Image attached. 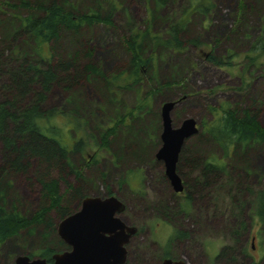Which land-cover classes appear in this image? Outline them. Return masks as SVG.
<instances>
[{
	"label": "rangeland",
	"instance_id": "rangeland-1",
	"mask_svg": "<svg viewBox=\"0 0 264 264\" xmlns=\"http://www.w3.org/2000/svg\"><path fill=\"white\" fill-rule=\"evenodd\" d=\"M67 1L76 10L86 12L90 7V0ZM214 1L215 8L211 14L206 17L197 14L192 16L184 34L186 40L198 39V48L190 46L182 53L157 51V75L153 80L145 82L139 95L142 97L148 90H156L151 99L150 111L141 119L136 118L134 123L127 119L125 126L128 128L110 138L108 151L90 140L87 141L84 158L78 154L73 158L74 163L82 169L80 185L83 198L106 197L105 193L110 189L112 196H118L126 206L120 215L122 221L138 229V235L131 239L127 247L128 264H158L165 253H168L167 257L183 260L186 264H251L250 259L257 264H264V222L249 220L243 238L235 242L230 234L224 233L229 230H223L229 222L224 218L231 219L227 211L231 210L230 200L226 195H221L223 202L218 203L220 212H223L221 216L214 217L213 209L204 207V203H195L188 214L179 213L181 198L178 199L179 194L168 186L161 165L155 160L161 145L160 111L165 102H177L171 112L175 127L185 118H192L198 123L199 132L188 140V146L200 147L206 155L220 154L212 143L198 147L194 141L201 133L200 123L212 118L210 108L217 109L227 103L234 108L246 107L254 102L257 109L261 110L260 122L264 126V53L252 48V43L264 36V0ZM241 3L246 6L243 10L240 8ZM186 4L187 0H168L165 7L155 10L153 0H106L102 9L104 13L115 5L113 26L97 24L85 30L86 41L89 39L94 48L95 63L101 62L106 74L127 65L129 56L123 37L131 35L130 26L134 25L135 29L144 31L152 16L153 32L162 34L170 23L168 20L179 17ZM14 14L22 16L20 10L0 9V103L5 101L2 96L5 77L15 74L13 69L24 61L21 54L22 38L17 35L20 22ZM228 52H233V67L219 68L207 61L206 57L211 53L221 58ZM250 58L256 61L251 63ZM25 59L24 64L35 65V61L31 63L28 58ZM165 83L169 85L158 87V84ZM75 91L76 94H68L55 87L43 104L44 110L57 108L64 112L45 121L46 124L42 126L45 129H58L62 138L72 145L71 150L74 144L70 132L75 129L80 131L76 126L80 120L87 121L84 125L88 129L87 134L93 133L98 137L97 127L107 126L110 119L122 112L126 105L134 106L138 97L132 90L111 93L101 81L86 83ZM70 95L73 98L70 99ZM251 152L253 160L250 167L246 168L251 177L245 180V185L256 186V190H261L264 187V143L254 146ZM225 176L219 178V182L224 181L227 178ZM123 177L135 192L140 188L142 194H132L125 183L119 186ZM68 182L73 184L76 180L69 177ZM61 190H65L63 186ZM14 192L16 199L20 198L28 204L22 211L29 215L31 211L28 207L38 201V188L31 190L22 180H16ZM157 204L173 208L170 220L154 214ZM246 214L244 217L249 219V206L246 207ZM182 220L184 225H181ZM175 223L188 231L190 236L188 239H178L168 249L167 243L172 237ZM252 237H255L254 249ZM37 240V232L27 236L24 231L8 239L0 246V264H14L15 258L23 255L21 253L33 252ZM223 247L230 250L225 253L226 259L221 261L219 257L216 258Z\"/></svg>",
	"mask_w": 264,
	"mask_h": 264
},
{
	"label": "trees",
	"instance_id": "trees-1",
	"mask_svg": "<svg viewBox=\"0 0 264 264\" xmlns=\"http://www.w3.org/2000/svg\"><path fill=\"white\" fill-rule=\"evenodd\" d=\"M105 1L90 0V7L86 12L76 10L67 0H14L16 3L0 1L1 10L21 11L22 16L14 15L20 22L17 35L22 38L21 54L22 59L24 58L13 69L16 73L8 72L10 77H5L2 95L5 101L0 103V246L23 231L27 236L37 232L38 246L31 253L25 251L21 254L30 258L39 257L49 263H52L54 253L68 250L56 235V227L61 220L79 209L84 196L80 185L82 169L74 163V156L78 154L84 158L83 153L90 140L108 151L110 138L128 128L125 126L127 119L134 123L136 118L141 119V116L150 111L151 99L156 90H148L142 97L139 95L145 82L153 80L157 75V51L160 49L182 53L190 46L198 48L199 40H186L184 34L192 16H209L215 8L214 0H187L181 15L176 19L171 17L162 34L153 32L152 16L144 31L135 29L134 25L130 26L131 35L123 37L129 63L116 72L106 74L102 63H95L94 48L89 39L86 41L85 38L87 28L97 24L113 26L115 5L104 13ZM167 2L168 0H153L154 9H162ZM240 8L243 10L246 6L241 3ZM252 48L263 54L264 36L256 39ZM25 58L31 63L35 61V65L24 64ZM206 58L219 68L233 67L235 62L233 52H228L221 58L211 53ZM250 59L251 63L256 60L258 62L259 55L256 60ZM97 81H101L111 93L135 91L138 94L136 103L132 107L126 105L122 112L110 119L107 126H98V137L93 133L87 134L88 129L84 126L87 121L80 120L79 123L82 124L78 123L76 126L81 132L76 129L70 132L71 142L74 144L71 150L72 145L62 138L58 129H45L42 126L46 124L45 121L64 112L57 108L44 110L43 104L55 87L65 93L76 94L75 90H80L86 83L95 84ZM167 85L169 83L158 84V87L164 88ZM29 95L30 98L27 99ZM71 98L73 96L70 95ZM209 112L211 120L200 123L201 133L194 141L198 147L210 142L220 154L206 155V152L201 151L202 148H190L188 141L185 143L177 163V173L184 187V191L177 195L180 196L178 199L181 198L179 213L188 214L195 203H204V207L213 209L214 217L221 216L223 212H220L218 203L223 202L222 196L226 195L230 200L231 210L227 211L231 219L224 218L229 222L224 225L223 230H229L224 233L230 234L235 242H239L248 230L249 220L264 222V187L256 190V186L245 185V180L251 177L246 169L253 160L251 151L254 146L264 143L261 110L251 102L246 107L238 108L227 103L217 109L210 108ZM224 176L228 179L219 182L218 179ZM69 177H74L76 183L70 184ZM164 179L166 180L165 177ZM16 180H22L31 190L36 187L39 190L38 201L28 207L31 211L29 215L22 211L28 204L20 198L16 199L14 194ZM124 183L127 184L123 177L119 186ZM62 186L64 191L61 190ZM128 187L132 194H142L140 188L135 192L132 185ZM105 194L112 195L110 189ZM247 206L250 208L249 219L244 217ZM172 209L166 204H157L153 212L170 220ZM183 222L184 220L181 225L185 224ZM174 225L172 237L167 243L168 249L178 239H188L190 236L181 225ZM228 250L230 249L223 247L216 259L219 257L224 261ZM167 255L165 253L163 258Z\"/></svg>",
	"mask_w": 264,
	"mask_h": 264
},
{
	"label": "water",
	"instance_id": "water-1",
	"mask_svg": "<svg viewBox=\"0 0 264 264\" xmlns=\"http://www.w3.org/2000/svg\"><path fill=\"white\" fill-rule=\"evenodd\" d=\"M176 103L165 102L161 107V145L155 159L163 164L164 176L172 191L178 194L184 190L177 173L179 156L185 143L199 132V127L192 118H185L174 127L171 112ZM125 208V204L112 195L83 198L79 209L56 227V235L68 250L53 254L52 263L39 257L19 255L14 264H127V246L138 229L120 218ZM161 264L186 263L166 258Z\"/></svg>",
	"mask_w": 264,
	"mask_h": 264
},
{
	"label": "flooded vegetation",
	"instance_id": "flooded-vegetation-1",
	"mask_svg": "<svg viewBox=\"0 0 264 264\" xmlns=\"http://www.w3.org/2000/svg\"><path fill=\"white\" fill-rule=\"evenodd\" d=\"M156 160V159H155ZM158 164H160L161 165V169H162V171H163V175H164V166H163V164L161 163V162H159V161H156ZM165 177V176H164ZM168 185H169V183H168ZM170 187V186H169ZM171 188V187H170ZM172 190V189H171ZM184 191V190H183ZM178 194H180V193H178ZM126 209V208H125ZM137 234H138V231H137V233H136V235L135 236H137ZM135 236H133L132 238H134ZM254 241H255V237H252L251 238V243L253 242L254 243ZM129 245V244H128ZM128 247V246H127ZM252 249H254V248H252ZM55 254V253H54ZM166 258H169V257H166ZM166 258H162L161 259V261H158V264H161V262L164 260V259H166ZM252 259H250V262L252 263Z\"/></svg>",
	"mask_w": 264,
	"mask_h": 264
}]
</instances>
